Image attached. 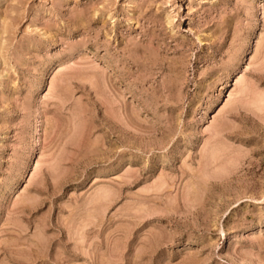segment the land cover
Listing matches in <instances>:
<instances>
[{
    "label": "rangeland",
    "instance_id": "374dc122",
    "mask_svg": "<svg viewBox=\"0 0 264 264\" xmlns=\"http://www.w3.org/2000/svg\"><path fill=\"white\" fill-rule=\"evenodd\" d=\"M0 264H264V0H0Z\"/></svg>",
    "mask_w": 264,
    "mask_h": 264
},
{
    "label": "bare ground",
    "instance_id": "6f19581e",
    "mask_svg": "<svg viewBox=\"0 0 264 264\" xmlns=\"http://www.w3.org/2000/svg\"><path fill=\"white\" fill-rule=\"evenodd\" d=\"M35 133V132H34ZM35 136V135H34ZM33 137V136H32ZM32 139V138H31ZM36 137L35 138H33V140H32V142H31V144L29 145V146H31V149L33 150V149H35V145H36ZM28 146V145H27ZM28 146V147H29ZM37 147V146H36ZM28 149H30V148H28ZM30 152H31V150H30ZM33 152V151H32Z\"/></svg>",
    "mask_w": 264,
    "mask_h": 264
}]
</instances>
